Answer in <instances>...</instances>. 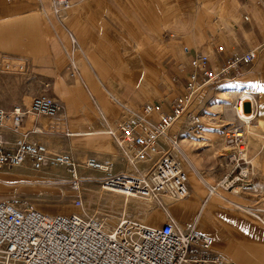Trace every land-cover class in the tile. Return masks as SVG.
Returning <instances> with one entry per match:
<instances>
[{"label": "crops", "instance_id": "0c3cea01", "mask_svg": "<svg viewBox=\"0 0 264 264\" xmlns=\"http://www.w3.org/2000/svg\"><path fill=\"white\" fill-rule=\"evenodd\" d=\"M69 1V8L54 17L51 0H0V108L10 111L19 106L25 111L16 132L9 122L0 126L5 147L22 139L52 153L68 154L76 163L88 157L112 159L117 154L106 127L123 117L125 110L147 104L146 98L168 110L164 106L184 93L194 56H205L210 67L218 70L232 55L252 50L256 56L252 63L219 82L257 98L256 117L251 131L245 130V139L250 159L263 167L264 38L258 36L254 15L263 12L264 0ZM230 13L249 16L250 20L243 17L247 26L243 19L230 22ZM68 33L79 47L73 52L75 70L68 66ZM220 45L223 53L216 52ZM39 95L51 96L60 104L55 118L30 112L31 100ZM63 168L47 167L41 174L55 172L56 176ZM83 169L78 167L80 175L86 172ZM34 172L28 161L1 170L0 185H22L35 178ZM189 187V197L172 205L160 226L168 216L183 228L196 222L202 233L212 237V251L218 257L236 264H264V231L255 217L213 196L200 210L205 185L190 176ZM7 192L2 188L0 196ZM226 194L229 201L250 202L248 193L244 198Z\"/></svg>", "mask_w": 264, "mask_h": 264}, {"label": "built area", "instance_id": "2783aa9c", "mask_svg": "<svg viewBox=\"0 0 264 264\" xmlns=\"http://www.w3.org/2000/svg\"><path fill=\"white\" fill-rule=\"evenodd\" d=\"M69 0H51L54 17L67 10ZM246 19V17H245ZM71 51L68 66L75 70L73 52L79 50L68 33ZM223 53L224 46L216 47ZM256 56L252 50L232 55L218 70L208 64L205 56L196 55L189 63L184 93L177 96L165 110L155 104H145L136 110H125V115L106 127L116 151L123 161V170L117 171L109 160L88 157L76 163L68 154L50 152L45 146L27 143L22 139L7 148L0 141V171L24 165L34 171L47 167H64L73 190L81 184L78 167L100 172V188L118 191L129 197L136 195L165 207V199H187L190 195L189 176L177 153L179 138L173 131L180 118L182 125L195 131L202 128L200 116L188 111L194 95L207 85L218 83L232 71L250 64ZM231 103L233 120L224 130L226 147L223 166L225 175L205 185L206 197H219L237 210L254 216L264 228V165L258 168L248 155L245 139L246 125L256 117L253 96L244 93ZM241 107L243 116L236 114ZM60 104L44 95L35 96L29 110L35 116L53 119L60 112ZM24 109L14 106L10 111L0 108V126L9 122L16 132L24 119ZM250 196V205L229 201L226 193ZM76 196L74 205L81 206ZM213 239L202 233L194 222L180 227L172 217L159 228H150L128 218H122L112 227L97 217L77 214L46 215L35 209H19L6 201L0 202V256L6 264H236L218 257L212 251Z\"/></svg>", "mask_w": 264, "mask_h": 264}, {"label": "rangeland", "instance_id": "374dc122", "mask_svg": "<svg viewBox=\"0 0 264 264\" xmlns=\"http://www.w3.org/2000/svg\"><path fill=\"white\" fill-rule=\"evenodd\" d=\"M228 15H230L228 19L232 23L240 22L243 17H247L250 20V17L246 14H243L242 18L238 13H230ZM254 20L258 26V36L260 37L261 35L264 38V9L263 12L254 15ZM242 23L245 27L247 26V22L244 19ZM226 92L230 93L234 91L228 85L218 82L205 86L194 95L188 111L196 112L200 116L202 125L200 131L194 132L192 129L186 128L181 124L182 119L173 127V131L180 140V149L177 155L182 161L184 170L187 172L189 178L191 176L212 184L226 173L223 166L226 150V147L223 145L224 130L232 123L234 113L231 110V103L235 100V96H238V94L224 95ZM57 95L61 96L60 94ZM113 96L116 97L115 94ZM252 96L256 106L257 98L254 95ZM146 103L153 104L151 98H146ZM216 105H219L220 108H212ZM164 107L169 109L168 104ZM250 126L251 124L246 125L247 133L251 131ZM107 160L115 164L117 171L123 170V161L119 157L114 156V158H108ZM84 161V159L78 160L81 163ZM41 172L35 171L33 174L35 178L24 180V184L22 185H19L22 182L13 183L12 188H4L0 185V190L3 188L8 191L6 195L0 196V199L13 204L19 209L41 210L43 213L50 215L62 214L65 211V213L70 212V214L97 217L107 227L114 226L122 218L132 219L150 227H159L160 220H162L163 216L165 217L167 211L170 212V208L175 203L173 200L165 199L167 207H161L148 201V199L127 197L128 206L126 210H123V199L125 200L127 198L118 193L102 190L99 185L100 179L102 178L100 172H95L97 173L95 174L97 177L89 172V170L79 175L81 184L77 191L72 189L69 175L65 168L56 176L55 172L46 176L42 175ZM191 190L194 191L193 186H191ZM236 195L242 198L245 196L242 194ZM76 196L80 198L82 203L79 207L74 205ZM223 196L227 198V194H223ZM146 201L149 203L145 204ZM136 202L140 203L139 208L134 206ZM247 204L250 205V202H247ZM58 207H61V210L57 209ZM154 213L158 214V226H152L149 220V218L153 217L152 214ZM255 221L258 227L264 231V228L256 218ZM0 264H6L3 258Z\"/></svg>", "mask_w": 264, "mask_h": 264}, {"label": "bare ground", "instance_id": "6f19581e", "mask_svg": "<svg viewBox=\"0 0 264 264\" xmlns=\"http://www.w3.org/2000/svg\"><path fill=\"white\" fill-rule=\"evenodd\" d=\"M247 92V91H246ZM229 94H238V96L240 97V96H242V97H245V95H244V93H237V92H226L224 95H229ZM237 96V95H236ZM236 96H235V99H236ZM255 102V101H254ZM212 108H216V109H219L220 108V106L219 105H216V106H213ZM235 112H236V114H238V113H240V116H243V112L241 111V107H237L236 108V110H235ZM181 120V118L179 119V120H177L176 122H175V124L178 122V121H180ZM175 124H174V126H175ZM248 125H250V124H248ZM246 130V129H245ZM112 193H118V194H120V192H118V191H112ZM129 197H137L138 198V196H136V195H130ZM125 198H127V197H125ZM166 199H168V198H166ZM171 200V199H170ZM149 201V200H148ZM177 201H181L180 203H178V202H175L174 204H182V200H177ZM149 202H145V204H148ZM140 203H135L134 204V206L136 207V208H139L140 207V205H139ZM127 206H128V198L127 199H123V203H122V208H123V210L125 209H127ZM41 211V210H40ZM42 212V211H41ZM210 212V211H209ZM43 213V212H42ZM62 213H64V214H66L65 212H62ZM45 214V213H44ZM64 214H54V215H64ZM46 215H50V214H46ZM69 215V214H68ZM51 216V215H50ZM152 218H149V220L151 221V224H152V226L154 225V226H158V223H157V219H158V214H156V213H154V214H152ZM145 225V224H144ZM145 226H147V225H145ZM147 227H150V226H147ZM160 227V226H159ZM159 227H150V228H159ZM208 228V227H207ZM241 251V250H240ZM238 254V253H237ZM236 254V255H237ZM238 257H239V254L237 255ZM244 256V255H243ZM241 257V256H240ZM240 259H243V258H240ZM253 259V258H252ZM245 260V259H244ZM2 261V257L0 256V262ZM246 261V260H245ZM239 263V262H238ZM239 264H242V263H239Z\"/></svg>", "mask_w": 264, "mask_h": 264}]
</instances>
